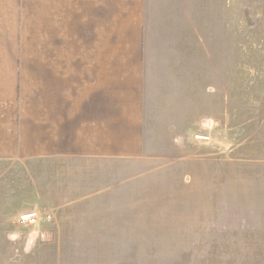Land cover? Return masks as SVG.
I'll use <instances>...</instances> for the list:
<instances>
[{
  "label": "crops",
  "instance_id": "0c3cea01",
  "mask_svg": "<svg viewBox=\"0 0 264 264\" xmlns=\"http://www.w3.org/2000/svg\"><path fill=\"white\" fill-rule=\"evenodd\" d=\"M220 7L221 18L215 0H0V169L105 170L158 153L153 139L226 121L233 0ZM5 197L0 203L20 198ZM36 201L29 210L0 204L9 227L36 214L21 221L37 226L27 250H77L68 264L166 263L158 253L166 243L150 236L153 215L178 200L79 193Z\"/></svg>",
  "mask_w": 264,
  "mask_h": 264
},
{
  "label": "rangeland",
  "instance_id": "374dc122",
  "mask_svg": "<svg viewBox=\"0 0 264 264\" xmlns=\"http://www.w3.org/2000/svg\"><path fill=\"white\" fill-rule=\"evenodd\" d=\"M215 4L221 18L220 0ZM232 13L233 103L226 121L204 124L170 143L153 139L158 153L133 163L110 161L105 170L84 163L58 171L1 168L0 199L20 198L0 204L29 210L41 194L160 195L178 200L153 215L150 236L167 245L158 252L163 264H264V0H233ZM4 214L0 264L74 259L77 250L25 249L37 226L22 223L21 215L9 227ZM9 228L19 233H5Z\"/></svg>",
  "mask_w": 264,
  "mask_h": 264
},
{
  "label": "built area",
  "instance_id": "2783aa9c",
  "mask_svg": "<svg viewBox=\"0 0 264 264\" xmlns=\"http://www.w3.org/2000/svg\"><path fill=\"white\" fill-rule=\"evenodd\" d=\"M35 216H36L35 213H31V214H28V215H23V216L21 217V219H22V220H28V219H30V218H34Z\"/></svg>",
  "mask_w": 264,
  "mask_h": 264
}]
</instances>
